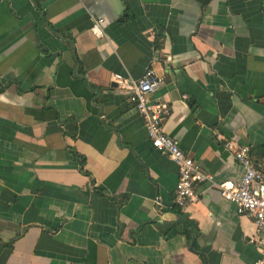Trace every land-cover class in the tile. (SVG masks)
Segmentation results:
<instances>
[{"label":"crops","instance_id":"crops-1","mask_svg":"<svg viewBox=\"0 0 264 264\" xmlns=\"http://www.w3.org/2000/svg\"><path fill=\"white\" fill-rule=\"evenodd\" d=\"M147 70L164 133L214 183L243 174L225 142L264 163V0H0V264L260 258L210 183L174 206L177 167L112 81Z\"/></svg>","mask_w":264,"mask_h":264},{"label":"built area","instance_id":"built-area-1","mask_svg":"<svg viewBox=\"0 0 264 264\" xmlns=\"http://www.w3.org/2000/svg\"><path fill=\"white\" fill-rule=\"evenodd\" d=\"M105 20L95 19L91 33L98 39L104 37ZM112 81L117 90L127 93L129 103L144 120L147 136L152 147L167 156L177 167L178 182L173 195V203L179 209H185L196 202L195 187L210 183L215 187L223 201L234 205L238 216L253 220L259 239L260 258L254 264H264V163L255 162L248 147H240L225 142L224 148L233 154L242 169L239 183L223 181L214 183L212 178L201 171L200 167L181 149L179 141L164 133V125L171 115L167 103L151 102L150 98L163 84V80L155 77L152 70H147L138 80L120 74L113 75Z\"/></svg>","mask_w":264,"mask_h":264}]
</instances>
